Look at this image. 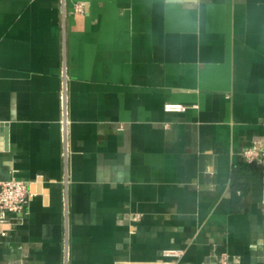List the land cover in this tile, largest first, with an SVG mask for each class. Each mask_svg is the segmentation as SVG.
<instances>
[{"label": "crops", "instance_id": "1", "mask_svg": "<svg viewBox=\"0 0 264 264\" xmlns=\"http://www.w3.org/2000/svg\"><path fill=\"white\" fill-rule=\"evenodd\" d=\"M260 145L264 0H0V264H264Z\"/></svg>", "mask_w": 264, "mask_h": 264}, {"label": "built area", "instance_id": "2", "mask_svg": "<svg viewBox=\"0 0 264 264\" xmlns=\"http://www.w3.org/2000/svg\"><path fill=\"white\" fill-rule=\"evenodd\" d=\"M83 4L77 6V10L83 11ZM61 104H62V132H63V141L65 144V157L68 152V79L66 74V69L63 70L62 74V85H61ZM187 106L180 103H166L164 105L165 112L168 113H182L187 110ZM243 158L251 162L261 163L264 157V146H252L246 148L242 152ZM29 198V189L26 182L19 180L15 177H12L6 181H0V227L8 225L12 222V219L25 211L26 205ZM66 200V198H65ZM68 249L66 254H68ZM163 255L165 257H171L174 259V262L170 264H175L179 261L184 255L185 250L183 249H171L164 250ZM176 261V262H175ZM218 264H231V255L229 252H222L218 256Z\"/></svg>", "mask_w": 264, "mask_h": 264}]
</instances>
